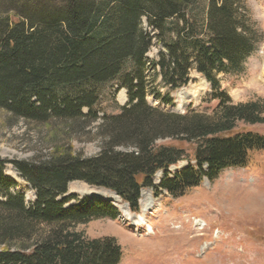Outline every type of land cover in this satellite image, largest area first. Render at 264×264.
I'll return each mask as SVG.
<instances>
[{
    "label": "trees",
    "instance_id": "trees-1",
    "mask_svg": "<svg viewBox=\"0 0 264 264\" xmlns=\"http://www.w3.org/2000/svg\"><path fill=\"white\" fill-rule=\"evenodd\" d=\"M206 2L203 8L198 6ZM264 2V0H262ZM241 0H0V111L31 123L59 122L85 130L100 120V152L75 154L69 143L47 157L11 164L31 190L25 203L12 192L0 160V264H119L114 238L88 239L73 228L101 218L115 220L110 205L66 209L65 196L79 181L114 193L138 213L143 189L177 199L227 169L247 166L264 153V135L237 124L264 125V100L234 104L218 75H236L256 42L238 13ZM152 31L142 27V20ZM165 49L151 68L169 93L185 87L190 71L201 75L217 101L213 115L165 111L146 101L145 56L152 40ZM117 81L128 102L117 115L94 109L102 87ZM171 140L193 146L192 154ZM179 162L185 168L169 174ZM163 173L158 185L153 180ZM42 227V228H41Z\"/></svg>",
    "mask_w": 264,
    "mask_h": 264
},
{
    "label": "rangeland",
    "instance_id": "rangeland-1",
    "mask_svg": "<svg viewBox=\"0 0 264 264\" xmlns=\"http://www.w3.org/2000/svg\"><path fill=\"white\" fill-rule=\"evenodd\" d=\"M198 6L204 8L206 2L201 1ZM238 13L253 35L256 47L240 74L217 76L220 89L234 104L258 98L264 100V2L241 0ZM142 27L151 36L158 34L147 27L144 19ZM160 52L165 49L154 38L145 56V76L149 82L146 101L169 112L213 115L217 101L211 99V87L193 70L185 87L169 93L170 104L159 101L155 93L162 97L168 89L156 74L158 70L152 69L150 64L157 61ZM126 92L117 81L104 85L94 107L98 116L119 114L128 102ZM99 124L100 120L82 131L81 126L68 128V123L53 121L31 123L0 111V160L8 162L3 174L14 183L11 191L23 195L25 203L35 199L34 191L20 178L12 161L47 157L55 146L64 143H69L75 154L96 156L102 145L96 135ZM237 129L264 135L262 124L238 123ZM156 145L183 147L189 156L193 150L191 144L171 140L157 141ZM185 166L186 162H179L170 167L168 173L173 174ZM162 177L163 173L158 172L154 185L157 186ZM71 184H74L72 189ZM94 189L102 190L84 182L69 183L65 196H75V199L65 208L104 203L115 209V220L96 219L77 225L73 230L88 239L114 238L122 252L119 264H264V153L254 154L244 168L224 170L214 181L206 180L177 199L169 198L162 190L143 189L138 213L130 212L126 205L131 220L126 219L120 209L124 203L94 194ZM87 190L93 192L83 194ZM148 198L150 207L142 214L140 202ZM136 216L142 217V224H134Z\"/></svg>",
    "mask_w": 264,
    "mask_h": 264
},
{
    "label": "bare ground",
    "instance_id": "bare-ground-1",
    "mask_svg": "<svg viewBox=\"0 0 264 264\" xmlns=\"http://www.w3.org/2000/svg\"><path fill=\"white\" fill-rule=\"evenodd\" d=\"M74 187V184L72 185L71 184V186H69V188L70 189H72ZM93 192V190H87V191H84L83 192V194H91ZM94 194H98V195H104V197H107L108 199H110V200H112V201H114V202H116V203H119L120 202V200H119V198L114 194V193H111V192H109V191H106V190H98V189H94V192H93ZM147 194V193H146ZM142 196H144V192H142ZM145 198V197H144ZM150 198H148V199H143L141 202H140V206H141V213L143 214V213H145L146 212V210H148L149 209V207H150V203H151V201L149 200ZM120 209H121V211L123 212V215H124V217L126 218V219H128V220H131L132 219V216L130 215V213L128 212V210H127V206L126 205H122V206H120ZM143 216V215H142ZM136 218V220H135V222H134V224H137V225H139V223L140 224H142V221H143V219H142V217L141 216H136L135 217ZM197 224V223H196ZM151 233V232H150Z\"/></svg>",
    "mask_w": 264,
    "mask_h": 264
}]
</instances>
